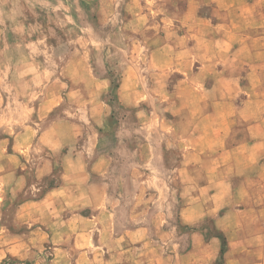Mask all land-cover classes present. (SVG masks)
Wrapping results in <instances>:
<instances>
[{"label":"rangeland","instance_id":"1","mask_svg":"<svg viewBox=\"0 0 264 264\" xmlns=\"http://www.w3.org/2000/svg\"><path fill=\"white\" fill-rule=\"evenodd\" d=\"M0 22V92L6 94L0 98V153H25L29 163L24 170L30 175L50 149L59 152L61 140L68 137V123L85 121L86 136L95 134L85 108L82 114L75 109L83 95L72 89L88 79L101 80L100 97L85 98L103 108L99 150L112 157L109 201L117 230L148 223L160 203L163 230L161 237L154 232L151 236L161 245L163 255L175 257L194 249L176 264H223L227 258L231 264H264V224L258 226L259 234H251L248 240H231L227 257L229 246L214 218L193 225H182L179 220L182 201L174 143L180 134L170 132L172 116L166 104L179 96L178 92L169 96L176 75L192 73L191 64L211 52L177 48L175 53L173 48L159 47L163 38L183 45L205 40L213 29L218 40L224 33L230 42H253L263 61L258 66L264 72V0H197L191 6L189 0H0ZM173 28L180 32L169 31ZM129 66L144 79L135 107L122 105L116 90ZM158 76L161 102L156 97L157 83L150 81ZM10 90L16 95H8ZM195 92L191 100L196 106L190 109L194 118L202 98ZM148 111L151 126L144 128L141 119L147 120ZM159 116L161 125L163 120L168 124L161 132L155 129ZM53 122L56 125L51 127ZM28 125L34 129L23 133ZM146 141L154 158L158 156L152 163L140 161L136 155ZM198 175L195 180L204 181ZM56 176L46 179L41 187L54 185ZM0 212L2 218L10 216V208ZM192 234L197 240H191ZM242 248L243 255H239Z\"/></svg>","mask_w":264,"mask_h":264},{"label":"crops","instance_id":"2","mask_svg":"<svg viewBox=\"0 0 264 264\" xmlns=\"http://www.w3.org/2000/svg\"><path fill=\"white\" fill-rule=\"evenodd\" d=\"M196 1L189 0V5ZM211 27L215 29L213 23ZM169 31L180 32L175 28ZM208 33L205 40L185 45L163 38L159 47L173 48L175 53L177 48L211 52L191 64L192 73L180 71L176 75L169 96L177 92L179 96L168 100L166 107L172 116L170 132L180 134L174 143L182 201L179 220L182 225H193L203 218H214L226 238V255L230 257L231 240H248L251 234H259L258 226L264 224V72L258 66L263 61L253 42H230L224 33L218 40L215 30ZM251 48L252 53L248 51ZM131 70L126 68L116 88L125 107H135L136 98L142 95L139 91L144 79ZM150 81L157 83L156 97L161 102V77ZM102 87L101 80L88 79L72 89L83 95V102L75 109L82 114L85 108L95 134L86 136L85 121L68 123V137L61 140L59 152L50 149L30 175L24 170L29 163L25 153H0V211L10 208L8 218L0 217V264L5 259L13 260L10 264L21 260L26 262L22 264H176L194 252L191 248L176 258L163 255L161 245L153 241L151 233L161 237L163 230L160 203L148 223L117 230L109 201L112 157L99 150L103 108L97 101L90 104L86 100L90 95L99 98ZM195 90L202 98L194 118L190 109L196 106L191 100ZM9 94L16 92L10 90ZM4 96L0 92V98ZM150 113L145 122L141 119L144 128L151 126ZM166 122L161 125L159 116L156 131L167 129ZM24 127L23 133L34 129L33 125ZM136 155L145 163L158 159L147 141L141 143ZM55 174L54 185L41 187ZM198 174L204 181L195 180ZM21 193L23 198L14 203ZM196 237L192 234L191 240ZM223 264H231L230 258Z\"/></svg>","mask_w":264,"mask_h":264}]
</instances>
